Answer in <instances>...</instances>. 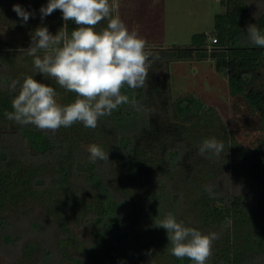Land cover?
<instances>
[{
	"label": "trees",
	"instance_id": "trees-1",
	"mask_svg": "<svg viewBox=\"0 0 264 264\" xmlns=\"http://www.w3.org/2000/svg\"><path fill=\"white\" fill-rule=\"evenodd\" d=\"M48 2L0 0V22L18 32H28L30 39L38 26H47L52 34L64 27L70 33L77 27L72 21L65 25L59 9L41 21L39 10ZM14 4H20L26 11L33 12L34 17L30 16L27 23L23 24L12 10ZM221 4L225 5L226 10L215 17L214 38L217 42H211L213 49H209L207 44L209 36L202 33L193 36L191 46L160 49L159 58L168 57L169 65L176 61L211 60L215 69L227 78L231 96L243 97L249 108L260 117L264 127V48L250 44L246 32L250 24H256L264 32V11L251 20L250 6L246 0H226ZM106 23L104 21L97 25V30L105 27ZM0 50H4L3 47ZM10 59L8 53H0V84L4 85L0 87V138L10 136L11 142V145H0V210L18 205L27 198L51 193L50 187L65 189L73 185L75 191L72 196L79 205L84 206L85 221L97 228L92 245H78V249L93 264H149L150 256L156 255L154 249L157 248L171 257L174 264H192L187 258L177 259L169 253L167 231L156 227L155 222L170 212L180 221L179 208L184 205V191L171 188V172L190 154L184 139V134L192 127L188 124H193L203 116L209 118L208 123L213 124L215 109L207 107L205 102L194 96L175 100L173 115L168 116L171 126L163 129L154 119L148 101L152 93L159 95L165 88H168L172 98L170 83L167 81L162 86L155 85L154 78H148L147 88L122 89V93L128 95L130 100H137L143 106L142 109L137 111L131 104L122 105L111 116L100 118V128H85L77 122L69 127V136L65 131L51 132L33 125L21 126L5 115L13 111L12 100L17 94L10 92L7 84L11 80L22 82L26 77H17L16 72H12L15 69L9 66ZM29 59L33 64V58ZM33 78L45 83L43 77L34 75ZM46 84L56 90L59 104L67 105L76 99L75 93L66 91L58 84ZM220 125V128H224L222 123ZM209 136L203 134L201 138H195L201 144ZM152 137L162 139L156 145L152 143ZM169 140H172L171 145H167ZM81 141L94 142L105 152L108 151V161L91 162L89 153L80 146ZM142 141H146L144 147L141 146ZM232 141V159L227 161L230 179L241 187H247L251 198L246 200L241 195L221 197L218 189H200L194 206L199 209L204 225L216 227L213 232L219 234L207 264H264V140L252 149L237 146ZM155 148L162 155L155 159L154 170L145 171V156ZM114 164L128 175L123 186L126 196L131 195V186L140 192L139 206L129 202L126 209L124 202L114 194L109 182ZM86 195L92 201L86 202ZM253 200L261 205L260 209L253 206ZM68 212L67 209L60 210L57 217L64 221L63 216ZM145 224L147 227H144ZM8 225L0 218V228L7 229ZM37 227L43 229L41 225ZM63 227L67 239L61 243L64 246L75 243L77 236L67 226ZM196 229L207 234L204 229ZM147 237L151 238L150 242L138 252L137 244ZM19 238L4 234L8 242H15ZM38 248L37 242L29 241L23 250L26 257L32 258ZM62 256L67 261L71 260L65 252Z\"/></svg>",
	"mask_w": 264,
	"mask_h": 264
},
{
	"label": "rangeland",
	"instance_id": "rangeland-1",
	"mask_svg": "<svg viewBox=\"0 0 264 264\" xmlns=\"http://www.w3.org/2000/svg\"><path fill=\"white\" fill-rule=\"evenodd\" d=\"M222 1L226 0H116L121 19L129 30L137 31L147 40L148 49L154 54L161 51L160 49L191 46L193 36L202 33L209 36L207 44L209 49H213L211 42L216 36L215 17L226 10L225 5L221 4ZM246 2L250 6L251 20L264 11V0H246ZM10 27L0 22V47L4 49L0 50V53H8L11 57L9 66L15 69L12 72H16L17 77L36 75L43 77L45 83L57 84L54 79L38 73L31 63L30 56L25 52L31 43L28 32H18ZM167 60L168 57L159 58L149 70V79L154 78L153 84L162 86L164 82L170 83L172 98L168 88H165L159 95L152 93L148 101L154 119L164 127L163 129L170 125L168 116L173 115L175 100L194 96L216 111L212 117L215 121L213 124L208 123L209 118L204 116L195 120L193 124H188L192 127L184 134V139L189 146L190 154L171 172L169 183L173 190L184 191V199L182 198L184 205L181 203L183 206L179 208L180 221H183L185 226L204 229L208 234L215 231L216 227L205 226L202 217L199 216V209L194 206L198 192L201 191L200 189L211 187L218 189L221 197L231 198L241 195L249 200L251 198L249 189L233 183L230 179L227 161L232 159L230 152L232 140L237 146L252 149L264 140V127L260 117L249 108L243 97L231 96L227 78L215 69L211 60L176 61L170 65ZM220 123L224 128H220ZM194 125L195 129H193ZM64 129L65 127L58 130L61 133L65 131L69 135L71 128ZM203 134L224 143V151L218 157L206 158L199 154L200 143L195 137L201 138ZM161 137L159 139H162ZM159 139L154 137L152 143L158 145ZM9 140L10 136H2L0 145H11ZM171 141L169 140L167 145H171ZM93 143L81 141L80 146L89 153L88 146ZM106 143L110 144L108 141ZM144 145L146 141H142L141 146ZM160 155L162 152L155 148L145 156V171L156 168L155 159ZM127 179L128 175L114 164L109 175L110 186L115 191L113 192L116 197L124 202L126 209L129 202L138 206L141 204L140 192H137L135 187L131 186V195L128 197L123 191L124 181ZM50 188L51 193L41 194L38 198L30 197L18 205L0 210V218L9 224L7 229L0 228V264H93L78 249V245L79 243L92 245L97 228L85 221L84 206L79 205L72 196L75 191L74 186L69 185L66 190ZM54 199H58L57 202ZM84 199L86 202L92 201L89 195ZM251 203L257 209L261 208L257 200ZM63 209L69 211L63 216L64 221L57 217ZM38 225L43 229L40 227L38 229ZM63 226L70 228L77 236L75 243L65 246L61 243L67 239ZM144 227H147L146 224ZM4 234L20 238L15 242H8L4 239ZM150 239V237L141 239L136 250L141 251ZM29 241L39 244V250L32 258L26 257L23 250L24 245ZM63 252L67 253L71 260L67 261L62 256ZM154 253L156 255L150 256L149 264H174L171 257L160 248L154 249Z\"/></svg>",
	"mask_w": 264,
	"mask_h": 264
},
{
	"label": "clouds",
	"instance_id": "clouds-1",
	"mask_svg": "<svg viewBox=\"0 0 264 264\" xmlns=\"http://www.w3.org/2000/svg\"><path fill=\"white\" fill-rule=\"evenodd\" d=\"M57 9L62 12L65 25L72 21L77 27L70 33L64 27L52 34L47 26H38L25 52L33 58L38 73L75 93L76 99L67 105L59 104L56 90L33 76H26L22 82L11 80L7 88L17 94L12 100L13 111L5 113L7 119L21 126L33 125L55 132L77 122L95 129L100 118L111 116L122 105L131 104L140 111L143 106L130 100L122 89L147 88L149 70L159 54L148 49L147 40L137 31L129 30L118 14L116 0H49L39 10L41 21ZM12 10L23 24L34 17L20 4H14ZM104 21L106 26L97 30V25ZM246 32L250 44L264 48V32L256 24H250ZM198 151L206 158L218 157L224 151V143L207 138ZM88 152L93 163L108 161V151L97 144H90ZM155 226L167 231L169 253L177 259L187 258L192 264H207L213 243L219 239L217 232L204 234L185 226L171 212L156 221Z\"/></svg>",
	"mask_w": 264,
	"mask_h": 264
},
{
	"label": "built area",
	"instance_id": "built-area-1",
	"mask_svg": "<svg viewBox=\"0 0 264 264\" xmlns=\"http://www.w3.org/2000/svg\"><path fill=\"white\" fill-rule=\"evenodd\" d=\"M212 42H213V43H216V42H217V39H216V38H213V39H212Z\"/></svg>",
	"mask_w": 264,
	"mask_h": 264
}]
</instances>
